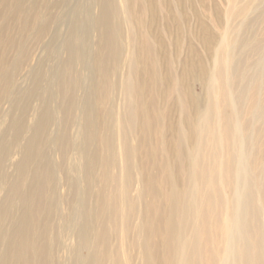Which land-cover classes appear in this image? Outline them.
<instances>
[{
    "label": "bare ground",
    "instance_id": "bare-ground-1",
    "mask_svg": "<svg viewBox=\"0 0 264 264\" xmlns=\"http://www.w3.org/2000/svg\"><path fill=\"white\" fill-rule=\"evenodd\" d=\"M11 1L0 4L8 11ZM187 1L99 0L96 17L92 0L73 7L70 0L13 2L10 14L39 36L48 33L54 10L66 9L70 21L62 35L58 17L43 61L0 137V264H62L60 244L73 251L64 264H264V142L257 141L264 127L253 140V125L244 129L238 112L243 99L245 116L264 120L262 87L251 76L252 93L236 95L230 81L228 25L246 4L228 0L210 65L205 0L194 12L195 31ZM6 27L0 32V102L22 65L21 57L7 62L8 53L25 51ZM76 124L81 128L73 136ZM259 143L256 152H245L247 144L255 151ZM50 152L60 161L50 163ZM67 162L85 183L67 197L73 215L52 197ZM64 228L88 249L86 259L78 244L71 249L60 235L51 238Z\"/></svg>",
    "mask_w": 264,
    "mask_h": 264
},
{
    "label": "rangeland",
    "instance_id": "rangeland-1",
    "mask_svg": "<svg viewBox=\"0 0 264 264\" xmlns=\"http://www.w3.org/2000/svg\"><path fill=\"white\" fill-rule=\"evenodd\" d=\"M188 1H187V3H188ZM190 1L191 2L188 3V5L185 8H186V12L188 14L189 26L192 30L195 31L197 24H198V21H197V17L195 18L194 12L200 8L201 0H190ZM246 1H247V3H246ZM13 2L15 5V0H12L10 2L11 4L9 5L10 6L8 9L9 12L6 11V9H4V7H2L3 6L2 4H0V19H1L0 20V32H2L4 25L7 26L6 27L7 29L4 31V33L8 31L9 32V33L7 32L8 34L18 36L19 43L25 45L24 46L25 51L23 54L21 52H18L17 48L11 49L8 53V56H7V62L12 61L13 59H16L18 57H21L22 65H21V67H20V69H19V71L15 77L16 83L14 84V87L7 92L6 99L3 100L2 102H0V137H1L2 133L7 128V124L9 122L8 121V119H9L8 115L13 112L16 99L21 94H25L27 92L28 88L31 85L30 80L32 78V72L35 69L39 68L41 62L43 61V57H44V53H45V47L47 46V44H49L52 41V39L55 35V32L57 31V28H58L57 24L59 22V20H57L58 17L61 18L62 22H63L62 35L65 34V32L68 28V27H65L67 25V21L68 20L70 21V16H68L69 14H67L68 11L66 9L63 11L60 9H59L60 11L54 10L53 22L51 23V27H50L48 33L43 35V36H39L37 33L36 34L33 33V30L30 28L29 24H27L28 26L25 25V22L22 21V18L20 19V18L16 17L15 13H13V12H11V14H10V11H12L11 9H14L13 8L14 7ZM69 3H70L69 7H73V6L78 5V3H82L85 5L87 3V0H85V1H83V0H70ZM92 3H93V6H92V8H93L92 12L93 13L92 14H93V16L96 17L99 15V12H100V8L98 6L99 0H95V1L92 0ZM94 3H95V5H94ZM205 3H206V7H207L205 22L207 23V25L209 27L208 33H209V36L211 39V49H210L207 57H208V63L211 65L213 63V54L215 51V46L217 45V42L220 39V33L222 31H224V28L227 24V19H226L225 13H226V9L229 5V2H228V0H205ZM247 4H248V6H247ZM236 5H238L239 7L240 6L244 7V5H245L247 10H245L244 14H242V15L233 16V18H231V20L229 21V25H228L229 26L228 27V31H229L228 36L230 38V45L232 47L231 52L233 51V53H232L233 56H232L231 65H230V71L232 73L230 81H231V83H233V90L236 93V95H238L240 93L244 94V95L247 93L251 94L252 89H253V83H251L249 79L251 78V76H256L259 80L258 83H260V85L262 87L261 99L264 100V89H263L264 88V2H262V3L258 2L257 3L254 0H251V1L250 0H238ZM163 14L166 15V12L163 11L162 16H163ZM4 16L8 17L9 22L8 21L6 22L3 20L5 18ZM68 17H69V19H68ZM55 20H57V21H55ZM161 20H163L162 17H161ZM2 21L4 23H2ZM162 22L163 21H161V23ZM23 23H24V25H23ZM19 26H20V28H19ZM21 26H25V27H21ZM63 29L64 30L66 29V30L64 31ZM19 30H22V31L19 33L18 32ZM94 33H96V32H93L92 35H94ZM96 35L97 34L94 35L95 37L92 36V39H91V41L94 40V43H96V41H97ZM190 39H192V41H193L192 43L195 46L197 45L196 48H198V43L196 42L195 38L192 37ZM20 40H22V41H20ZM89 42L90 41H88V43ZM92 42H91V44L94 47V43H92ZM183 50H184V52H183ZM183 50L181 53V58L186 56V49L184 48ZM1 51H2V48L0 46V54H1ZM220 54H221L222 58H225L227 55V52L222 51ZM65 57H66L65 52L64 53L62 52L60 54V58L64 59ZM55 61H56V59H55ZM55 61H54V63H55ZM47 68H50V64H48ZM81 73L84 74V72H82V71H81ZM86 74L87 73H85V75ZM190 88L195 93V95L197 97L201 96L202 89H201V87L197 81H192L190 84ZM52 104L54 105L53 109L55 111L58 109L57 111H59V107H58L57 102H53ZM245 109H246V102H245V100L242 99L241 105H239V107H238V112H239L240 118L242 119V122L244 123V129L250 125H253L252 138H253V140L257 139L258 138L257 134H258L259 130L262 127H264V120H258V119L254 120L253 118L246 117L244 114ZM31 114L29 115V122L34 123L33 121H35V119H36L37 108L34 109ZM58 123H60V122L58 121L57 124ZM74 126L71 128V133L72 134L74 133L73 136H78L79 132H80L79 129L81 127L79 124H76ZM56 127L54 126L55 130L57 129ZM74 128L77 130H75ZM259 139H260V143L264 142V139H262V138H258L257 139L258 142H259ZM260 143H259V145H257L255 147V149H256V150L254 149L255 151H253L252 147L250 149V147L247 144V146L245 148V152H247V154L249 152H251V150H252V152H256L257 147L259 148V146H260ZM5 145L8 146V142H6ZM14 152H16V153L12 154V157L10 158V161H9V167H8L9 170H12V168H13V167H11V163H14L17 160H19L18 158L21 156L20 155V153H21L20 148L17 150L15 149ZM48 158H50V160H49L50 163H54L55 161H57V162L60 161L59 154H56L54 152L53 153L50 152ZM65 165L66 166H64V170L61 172V170L59 169L58 173L61 175V173L66 172L67 173L66 177L64 178V181L62 180L63 182L61 181L60 190L58 192V195L52 194V197L54 199L56 197H60L61 198L60 202L57 203L60 210L62 209L63 212H66V213H64L65 215H68V214L73 215V212L75 210L70 212V206L71 205H69V202L67 199L74 196V194H75L74 185L77 186L78 189L80 190V189H83L85 187L84 186L85 183L83 181L79 180V177L75 172H72L71 163L67 162ZM262 189H263L262 192L264 194V185H263ZM73 190H74V192H73ZM3 194H4V192H2L1 196ZM69 194H70V196H69ZM70 224H71L70 221H66L65 222L66 228L69 227ZM66 228H64L61 232H58V231L52 232L50 234L51 238L52 237L55 238L56 234H57V237L60 235L62 237V240L65 243L67 241H70L69 244H68V242L66 244H67V246L71 247V249L75 245L78 244V246H79L78 254L83 259H86L89 255L88 249H86V247L81 242H77V240H78L77 237L72 235V233L69 234L67 232L68 229H66ZM70 236L73 237V239H71ZM57 248H58V250H56V256H58L57 259L59 262L64 264V263H66V261L67 262L72 261L73 251H71L70 249L68 250V249L64 248L63 245H61V244L58 245ZM52 250H55V246H52ZM52 250H51V252H54Z\"/></svg>",
    "mask_w": 264,
    "mask_h": 264
}]
</instances>
